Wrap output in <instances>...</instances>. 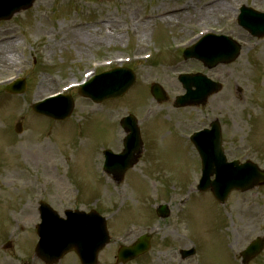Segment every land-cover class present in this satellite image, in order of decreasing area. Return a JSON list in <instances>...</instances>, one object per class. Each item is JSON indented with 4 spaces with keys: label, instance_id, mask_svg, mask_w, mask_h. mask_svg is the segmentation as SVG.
<instances>
[{
    "label": "rangeland",
    "instance_id": "obj_1",
    "mask_svg": "<svg viewBox=\"0 0 264 264\" xmlns=\"http://www.w3.org/2000/svg\"><path fill=\"white\" fill-rule=\"evenodd\" d=\"M241 6L264 12V0H37L0 22V264H42L32 257L38 201L59 215L95 210L108 218L110 243L98 264H115L120 246L149 232V252L127 264H240L239 253L264 237V185L232 192L223 206L199 195L197 160L183 135L217 119L228 161L264 170V37L252 39L234 22ZM203 30L236 41L239 57L211 70L183 61L177 45ZM117 58L129 59L123 66L136 75L122 98L95 105L70 90L73 112L60 123L31 111V103ZM190 72L222 90L203 107L175 110L183 93L177 75ZM14 77L27 83L21 96L3 92L2 82ZM152 83L166 102L153 101ZM128 115L139 123L145 153L117 184L102 175V155L121 150L118 122ZM161 203H170L165 220L154 217ZM189 249L195 255L182 260L178 252ZM57 264L79 262L70 253ZM249 264H264V250Z\"/></svg>",
    "mask_w": 264,
    "mask_h": 264
},
{
    "label": "water",
    "instance_id": "obj_2",
    "mask_svg": "<svg viewBox=\"0 0 264 264\" xmlns=\"http://www.w3.org/2000/svg\"><path fill=\"white\" fill-rule=\"evenodd\" d=\"M35 0H0V21L9 20L20 11L29 9ZM239 25L248 30L254 36L264 35V15L256 14L245 8L241 9ZM239 54V47L226 38H219L215 41L205 40L199 47H194L184 53L185 58H196L203 64L212 68L217 64H226L234 61ZM186 94L178 97L175 107L203 105L208 96L219 90L218 84L207 81L202 76H184L180 78ZM133 75L123 69H116L100 76L92 77L88 83L80 88L81 96L91 99L93 102L117 99L123 96L133 85ZM194 88V90H191ZM25 90L23 81L15 83L6 88L10 94H22ZM151 95L157 102L165 100L162 90L157 86L151 87ZM73 102L70 97L57 96L44 102L32 105V110L42 116L53 120H64L71 114ZM123 128L130 132L124 140L127 151L121 155L105 153L107 174H111L116 182H120L124 173L131 168L135 162V155L139 154V135L132 118L122 121ZM215 148L218 153L214 160L205 161L204 171L199 191H206L209 187L220 203H224L232 190L245 192L251 188L264 184V173L259 171L255 165L245 163L239 165L236 162L226 164L221 156L219 146V131L212 125ZM16 130L20 132V126ZM135 147V153H131ZM214 174V180L209 181L210 175ZM40 214L42 224L38 226L40 242L36 247V256L46 264H54L67 252L74 250L81 264H96L97 253L108 243V236L105 230L103 219L94 213L82 214L79 212L66 213L67 220H59L45 205L41 206ZM158 214L166 215L164 207L159 208ZM148 237L140 238L131 247H122L118 252V262H126L136 258L148 250ZM264 240L256 239L247 249L241 253L242 264H247L255 258L263 249ZM193 251L184 253V257L190 256Z\"/></svg>",
    "mask_w": 264,
    "mask_h": 264
},
{
    "label": "bare ground",
    "instance_id": "obj_3",
    "mask_svg": "<svg viewBox=\"0 0 264 264\" xmlns=\"http://www.w3.org/2000/svg\"><path fill=\"white\" fill-rule=\"evenodd\" d=\"M196 39L192 40L193 42L195 41ZM195 43V42H194ZM174 70H176V68H174ZM126 234H129V230L125 231Z\"/></svg>",
    "mask_w": 264,
    "mask_h": 264
},
{
    "label": "flooded vegetation",
    "instance_id": "obj_4",
    "mask_svg": "<svg viewBox=\"0 0 264 264\" xmlns=\"http://www.w3.org/2000/svg\"><path fill=\"white\" fill-rule=\"evenodd\" d=\"M213 120V119H212Z\"/></svg>",
    "mask_w": 264,
    "mask_h": 264
}]
</instances>
